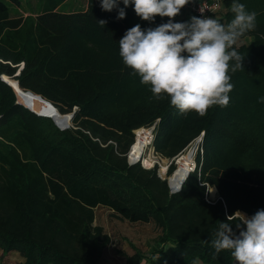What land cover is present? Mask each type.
<instances>
[{"label": "trees", "instance_id": "trees-1", "mask_svg": "<svg viewBox=\"0 0 264 264\" xmlns=\"http://www.w3.org/2000/svg\"><path fill=\"white\" fill-rule=\"evenodd\" d=\"M44 1L39 13L16 16L0 0V264H103L113 237L95 224L99 207L159 230L149 252L132 242L134 252L117 250L128 264H234L230 251L215 254L211 241L227 216L264 209V0H223L220 23L234 18L231 4L238 2L256 13V27L243 36L252 35L250 42L233 46L245 59L243 70L230 73L229 104L203 117L152 98L119 55L128 29L169 18L142 20L122 0L124 19L116 8L103 11L101 0L74 11L60 10L67 0ZM2 74L60 113L74 112L70 127L34 111L46 109L40 99L26 95L31 108L19 102ZM158 118L154 147L167 158L205 131L201 168L177 193L157 166L128 162L133 130ZM144 145L138 139L134 151ZM187 167L180 165L176 184ZM207 184L218 189L215 202L206 199Z\"/></svg>", "mask_w": 264, "mask_h": 264}, {"label": "clouds", "instance_id": "clouds-1", "mask_svg": "<svg viewBox=\"0 0 264 264\" xmlns=\"http://www.w3.org/2000/svg\"><path fill=\"white\" fill-rule=\"evenodd\" d=\"M119 3L101 0V8L107 12L118 9L117 19L125 18V8L130 4L142 20L169 18L155 28L142 29L136 24L118 42L123 64L140 78L141 84L149 86L152 98H167L185 116L194 112L203 117L213 106L229 104L234 87L230 73L243 70L245 59L233 46L255 29V12H248L243 3L233 2L234 18L227 24L196 16L188 22H173L189 0H122L125 8H119ZM98 22L106 24L104 20ZM180 190L178 187L176 191ZM234 218L239 220L235 230ZM211 243L215 254L230 251L236 264H264V209L251 216L241 212L227 216L226 222L219 223ZM192 264H199L198 259Z\"/></svg>", "mask_w": 264, "mask_h": 264}, {"label": "rangeland", "instance_id": "rangeland-1", "mask_svg": "<svg viewBox=\"0 0 264 264\" xmlns=\"http://www.w3.org/2000/svg\"><path fill=\"white\" fill-rule=\"evenodd\" d=\"M44 2H45L44 0H20V4L16 5L14 3V0H7V3L9 4L10 9H11V14L16 15V16H20L21 14L27 15L31 13L32 14L39 13L42 10ZM87 5H88V0H67L60 7V10L62 11L83 10L87 8ZM222 11L223 9L220 11V14ZM252 39H253L252 35H246L245 37H242L237 41V45H240L242 43H248ZM71 122L72 121H70V124ZM159 122H160V118L157 119V125ZM136 137L137 136H135V133H134V143L132 147L136 143ZM154 148L155 147H154V142H153V144H151L147 148V151L145 152V156L147 158L149 157L150 153H153V159L156 160L155 165H147L145 161L144 163H142V165H144V167L146 166V168H154L157 166L158 174L161 173L164 176L163 164L165 165V168H166L168 162L172 160L173 157L167 158V157L161 156V154L159 155L157 151L154 150ZM131 149L132 148H130V151ZM204 150H205V139H204ZM185 155L189 159L191 158L190 154H185ZM127 158L129 162V154L127 155ZM180 163L182 166L187 167L182 162ZM174 164H175L174 170H176L177 165L176 163ZM172 173H169L168 171V175L167 177L164 176L165 177L164 179L168 180V177H170ZM213 187L216 188L215 193H213L211 190ZM207 191H208L207 196L211 200L216 201L220 197L216 186L209 185V188H208V185H207ZM237 212L243 213V211H237ZM245 213L246 212H244L243 214ZM95 222H96L95 224H100L104 226L105 231L108 232L113 237L110 247L108 248V250H106L105 254L102 257L103 264H128L124 255L118 253L117 250L121 249L122 251H127L130 253L134 252V249L130 245V242H132L137 247L141 248L143 251L149 252L154 246L155 238L157 237L159 233V230L155 227L154 224L132 223L129 221H125L123 219L116 217L113 211L110 208H106V207L96 208V221Z\"/></svg>", "mask_w": 264, "mask_h": 264}, {"label": "built area", "instance_id": "built-area-1", "mask_svg": "<svg viewBox=\"0 0 264 264\" xmlns=\"http://www.w3.org/2000/svg\"><path fill=\"white\" fill-rule=\"evenodd\" d=\"M189 6H190L189 8H190L191 12L194 14V16L200 17V18L211 17V18H214V19H216L215 17L224 8L223 7V0H190L189 1ZM70 125L71 124H69L68 127H70ZM156 130H157V121L154 124L143 125V126H140V127H138V128L133 130V132L135 133V136H137L136 137V143L138 142V139L141 137V135L146 136L148 141H147V144L145 146V150L141 153V156L139 158H137V159H133L132 158L131 153L133 151V147L134 146L131 147L132 148L131 151L128 152V154H129V163L130 164H135V163H141L142 164V163H144L145 157H146L145 156V152L147 151V148L151 144H153L155 136H156ZM204 137H205V131H202L201 134L198 137H196V139L192 140L181 153H179L176 156H174L172 158V160H170L168 162L167 167L164 170V176L167 177L169 168L171 167L170 165L172 163H176L177 169H178V167L180 165V159L182 158V156H184L185 154H188L190 152H192V154H191L192 156L190 158V163H189V166H188L189 167L188 176H189L190 173L195 172L196 170H199L201 168V163L199 162V157L202 159L203 155L205 153V150H204V139L205 138ZM154 150H155V148H154ZM155 163H156V160L153 159V162H152L151 165H155ZM177 169L174 170V172L172 173V176L175 174ZM159 175L161 177L165 178L161 173H159ZM171 178H172L171 176L168 177V181H170V182H168L169 183V187H170V191H171V193H177L178 192V191H176L177 188L179 187V188L182 189L183 183L186 182L185 181L186 179L184 180V182L181 183L180 186H176V185L172 184ZM207 185H208V188H209V184H207ZM207 194H208V191L206 193V199L209 202H215V200L209 199ZM245 215L251 216V215H249L247 213H245Z\"/></svg>", "mask_w": 264, "mask_h": 264}, {"label": "bare ground", "instance_id": "bare-ground-1", "mask_svg": "<svg viewBox=\"0 0 264 264\" xmlns=\"http://www.w3.org/2000/svg\"><path fill=\"white\" fill-rule=\"evenodd\" d=\"M7 79L10 81V79L7 77ZM13 85H14V89H15V91H16V93H17V96H18V100L20 101V102H22V103H24L26 106H28L29 104L28 103H26L25 102V96L27 95V96H29V97H32V98H36V99H40L43 103H45V105H46V109H44V110H36V109H34L35 111H37V112H39V113H43V114H46V113H49V108H48V105H47V103L43 100V99H41L40 97H37V96H34L33 94H31V93H28V92H25L24 90H23V88H21L20 87V85H17V82H16V79H12V81H10ZM33 103V102H32ZM29 107V106H28ZM29 108H31V107H29ZM33 110V109H32ZM61 116H65V118L66 119H68V117H67V115H65V114H62V113H57L56 114V118H58V120L60 119V117ZM140 140H142L143 141V143H145V145H144V150H145V146H146V144H147V137L146 136H144V135H141V137L139 138ZM135 146V145H134ZM144 150H140L139 152H135L134 151V147H133V151H132V153H131V156H132V158L133 159H137V158H139L140 156H141V153L144 151ZM188 154H192V152H190V153H188ZM192 156V155H191ZM152 162H153V153H150L149 154V157H145V163L147 164V165H151L152 164ZM180 162H182L185 166H189V163H190V159L188 158V157H186V155H184V156H182V158L180 159ZM164 165V164H163ZM180 165H181V163H180ZM180 165H179V167H180ZM179 167H178V169H179ZM166 168H163V170H165ZM177 169V168H176ZM178 169H177V171H178ZM189 169V168H188ZM177 171L175 172V174L172 176L171 175V180H172V184H174V185H176V186H180L181 185V183L182 182H184V180L187 178V176L185 177V179L180 183V184H176L175 182H177Z\"/></svg>", "mask_w": 264, "mask_h": 264}, {"label": "water", "instance_id": "water-1", "mask_svg": "<svg viewBox=\"0 0 264 264\" xmlns=\"http://www.w3.org/2000/svg\"><path fill=\"white\" fill-rule=\"evenodd\" d=\"M22 67H23V65H22ZM21 67V68H22ZM20 71V70H19ZM18 74H19V72H18ZM17 74V75H18ZM6 76L7 75H3L2 74V78H3V80L5 81V82H7L9 85H11L13 88H14V85L6 78ZM16 82H17V85H19V81L18 80H16ZM15 90V89H14ZM27 92H30V91H27ZM30 93H32V92H30ZM17 94V93H16ZM32 94H35V93H32ZM35 95H37V96H39V97H41L43 100H45L46 102H48L49 104H51L53 107H54V109H55V111L54 112H52V113H46V114H43V113H39V112H37V113H39V114H41V115H44V116H50V117H52L53 118V120L55 121V123L60 127V128H62V129H65V128H67L68 126H69V124H70V121L71 120H73L72 118H73V115H74V112H72V113H68V114H65V115H67V117H68V119H64V120H58V118H56V114L57 113H59V111L56 109V107L52 104V102H50L49 100H46L45 98H43L41 95H39V94H35ZM19 101V100H18ZM20 102V101H19ZM22 103V102H21ZM24 104V103H23ZM35 111V110H34Z\"/></svg>", "mask_w": 264, "mask_h": 264}, {"label": "crops", "instance_id": "crops-1", "mask_svg": "<svg viewBox=\"0 0 264 264\" xmlns=\"http://www.w3.org/2000/svg\"><path fill=\"white\" fill-rule=\"evenodd\" d=\"M190 1V0H189ZM189 3L187 5H185L182 9H181V12L173 18V21L174 22H188L190 21V18L194 16V14L191 12L190 8H189ZM226 9H223L222 12H225ZM221 12V14L219 13L215 18L218 20L222 15L223 13ZM26 15V14H25ZM17 256V255H15ZM199 264H206L202 261L199 260ZM234 264H236V261L234 260Z\"/></svg>", "mask_w": 264, "mask_h": 264}]
</instances>
